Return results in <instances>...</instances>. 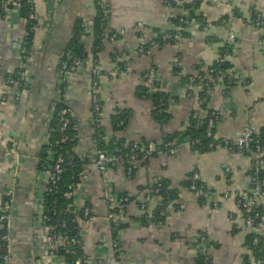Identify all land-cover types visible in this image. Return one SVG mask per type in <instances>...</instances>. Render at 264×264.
Masks as SVG:
<instances>
[{
	"label": "crops",
	"instance_id": "crops-1",
	"mask_svg": "<svg viewBox=\"0 0 264 264\" xmlns=\"http://www.w3.org/2000/svg\"><path fill=\"white\" fill-rule=\"evenodd\" d=\"M100 1L108 32L118 36L114 40L110 34L105 36L103 46L95 50L94 0H34L36 25L24 64L20 50L25 22L17 14L0 16V203L11 190L12 264L63 262L61 257L49 258L48 243L35 240L33 230L47 185L39 166L53 117L50 104L55 98L56 69L80 16L89 29L88 37L82 38L87 43H83L86 60L67 81V105L78 128L76 156L83 169L77 198L79 204L89 202L93 213L90 223H80L86 257L92 264H198L200 256L207 264H246V236L253 231L264 237V191L257 201L263 221L252 229L244 227L236 199L253 189L257 162L264 154L233 153L220 146L198 153L180 136L192 121L212 113L216 114V140L236 138L247 125L256 130L264 127V0H202L197 12L207 22L205 31L198 21L188 20L184 7L193 0ZM256 15L261 18L258 26ZM177 20L185 22V38L174 43ZM230 34L235 45L229 46L227 73L234 83H220L200 103L203 89L188 88V80L206 78L208 69L224 55ZM22 67L26 87L19 92L7 88L5 75ZM150 68L155 71L153 90L144 83ZM94 70L99 72L97 77ZM94 94L101 104L105 151L114 154L120 143L137 144L140 150L152 147L149 157L130 161V175L121 161L103 174L94 165L99 145L92 113ZM120 116L123 124L114 129L112 120ZM176 135L178 143L172 151L161 149L165 140ZM194 173L208 191L203 203L186 188ZM155 179L166 180L178 193L161 223L149 217L157 198L149 202L148 213L140 210ZM120 196L130 201L120 219L124 226L116 234L118 255L111 248L114 236L105 216Z\"/></svg>",
	"mask_w": 264,
	"mask_h": 264
},
{
	"label": "built area",
	"instance_id": "built-area-1",
	"mask_svg": "<svg viewBox=\"0 0 264 264\" xmlns=\"http://www.w3.org/2000/svg\"><path fill=\"white\" fill-rule=\"evenodd\" d=\"M99 6H102V2L99 0L97 3ZM24 6L27 7L26 19L21 17V8ZM10 14H17L19 18H21L24 22L27 21L30 25L34 21H36L35 16V7L34 0H0V16L2 18H7ZM102 17L107 18L106 11L102 12ZM79 21V29L82 33V38L85 39L89 35L88 27L86 24V20L83 16L78 17ZM261 22V18L259 15H256L254 18V24L258 26ZM185 22L180 20L178 25H175V33L173 36V42L178 43L184 39L183 36V27L182 24ZM202 26L204 31L207 30L208 25L205 20L202 21ZM35 25H32V29L34 31ZM118 33H111L110 40H114L117 38ZM81 38V39H82ZM226 44L228 46L235 45V37L230 34L226 39ZM142 50V49H141ZM64 57V58H63ZM26 56L20 51V60L22 64L27 61ZM60 58L63 60L58 63L56 69V87H55V98L50 104L51 112H54L55 108H57L58 104H61L60 109L58 110L59 124H60V140L52 141L50 138L49 131L46 134L44 147L45 154L42 158L39 166V171L45 175L47 180V185L45 188V192L42 196L41 202V213L37 218L34 224V234L33 238L35 240H44L48 243L47 246V254L49 258H60L56 257L54 252L58 249H63L66 252H69V249H74L75 246L82 245V232L80 228L81 222L90 223L93 218L92 208L89 202L82 200L81 204H79L80 200L77 198L78 188L81 183L82 173L77 174L76 183L67 186V192L63 194L65 198H71L72 202L67 206L66 212H70L74 214L76 220L78 222V233L75 236L68 235V231L61 232L58 230L60 227L64 226V223L58 221V219L53 220V217H64L63 211H58L56 208L57 200L54 199L51 201L50 209H45L43 205V201L49 200V197L52 195H58L61 187V179L62 175L65 171V165H72L74 160L77 159L76 156V147L79 142L78 137V128L74 122L70 121L71 111L67 105V81L68 79L75 74L83 65L86 60L85 56L75 57L73 56L71 49L66 53L62 52ZM223 62V57L217 58L215 64L219 66ZM94 76H98V70H94ZM216 68L208 69L207 76L205 79L203 78H189L187 87L191 88L193 85L199 86L203 89V95L200 99V103L206 102L210 93L218 86L220 83L225 80L227 84L232 83L233 78L231 73H226L223 75L215 74ZM16 75L17 78H14L13 75ZM214 76V79L211 77ZM144 83L147 88L150 90L154 89L155 86V71L153 68H150L146 74L144 75ZM4 84L7 88H15L17 92L26 87V77L24 68H20L15 72L5 75ZM97 86V81H94V87ZM92 113L94 115V127L95 133L98 138V147L95 152L94 165L99 173L103 174L106 170L115 162L118 161V158L114 154H109L104 149V144L102 143V127H101V104L98 100L97 95L92 96ZM216 121V114L212 113L210 118L207 120L205 127V137L209 139V143L207 145L208 149H214V147H223L229 152L233 153H245V154H264V132L262 133V138L258 137V130H256L253 126L247 125L244 127L243 131L236 138H225L221 140H216L214 138V123ZM71 123V124H70ZM73 124V125H72ZM72 125L73 130L76 131L75 135L66 136L65 133L67 129ZM217 144L215 145V142ZM69 142L72 144L75 142V145H71L69 148H64L62 146V142ZM188 148L193 149L197 144H199L198 139H193L186 141ZM119 147L121 144L118 145ZM166 147L173 148L174 142L166 144ZM11 149L14 150L15 146L11 145ZM139 148L134 144L130 148V154H135V152ZM205 147H200L199 150H204ZM142 152V157L146 158L149 156L153 150L151 146H148L145 149L139 150ZM172 151V149L170 150ZM259 170H257L254 180L255 185L254 188L248 194H242L236 199V207L243 218L244 227L247 229H252L253 225L257 221H263L262 214L257 209V201L260 198L262 192L264 191V178L261 177V170L264 169V159H260L257 162ZM261 168V169H260ZM128 175L131 174V168H127ZM158 179H155L154 182H157ZM197 181H199L197 174H192L191 183L189 186V190L192 193L195 199H200L202 196L206 198L208 193L207 189H202L197 187ZM160 185H158L159 187ZM106 193H109V189L107 186L105 187ZM158 189L155 191L157 192ZM153 196L150 193L146 194L144 199L140 203V210L143 213H148L149 211V202L152 200ZM128 203V198L126 196L118 197L114 207L112 210L106 214V219L110 222L112 232H119L120 219L125 214V205ZM212 205L214 207L217 206L216 202H213ZM14 207V199L11 190H7L5 195L2 198L0 203V263L1 264H12V255H11V236H10V218L11 213ZM162 215V213H160ZM73 215V216H74ZM151 219L154 218V212L152 211L149 216ZM75 222V219H72ZM258 238H253L251 242L252 247H256L258 245ZM111 248L118 255L120 254L119 243L116 238L113 239L111 243ZM74 252V251H70ZM86 259V260H85ZM83 257V260L78 259L75 264H92L91 260ZM248 261L250 264H264V253L261 256L255 257L253 254L249 253ZM64 264V262H62ZM98 264H102V262H98ZM202 264H207V259L204 258Z\"/></svg>",
	"mask_w": 264,
	"mask_h": 264
},
{
	"label": "trees",
	"instance_id": "trees-1",
	"mask_svg": "<svg viewBox=\"0 0 264 264\" xmlns=\"http://www.w3.org/2000/svg\"><path fill=\"white\" fill-rule=\"evenodd\" d=\"M98 1L99 0H94V3H93L94 9H95V15H94V17L92 19V23H91V25H92L91 27L93 30V34H91L92 35V45H93V47H95V50H96V48H101V46H103V43L101 42L102 39H104L105 36L108 37L110 34V31L108 32V30H107V22H108L107 18L103 19V17H102V12L105 11V9H104V7L99 6L97 4ZM201 2H202V0H193V2L191 4L186 5L184 7V8H187V10H188L189 22L191 20H194L195 22L198 21L199 24L203 25L202 21L204 18L202 17L201 14H199L197 12ZM27 7L28 6H24L21 8V17L23 19H26ZM178 23H179V21L177 20L175 25H178ZM32 25H36V21H34L32 23ZM32 25H30L27 21H25V28H24L25 32H24L22 47H21L20 51H22V53L26 57H28L30 55V50H31V46H32L31 42L33 40V35H34ZM182 27H185V24H182ZM88 31H89V29H88ZM82 33L83 32H81V30L79 29V21L76 20L75 25H74V27L71 31V34L68 38V42L64 48V51H63L64 53H66L68 50L71 49L73 56H75V57L85 56L84 44H87V43H84L82 41V39H81ZM183 36H185L184 33H183ZM224 50H225L224 55L221 56V57H223V62L219 66L214 64L211 67V68H216L215 74L223 75V74H226L229 69H231V64H230L229 59L232 55V51H231L230 47L227 45H226V48ZM63 58H60L59 62H60V60L62 61ZM13 77L17 78L15 74L13 75ZM211 78L214 79V76H212ZM223 83L225 85H228L225 82V80H223ZM233 83H234V81H232V83H230L229 85H232ZM142 91L144 92V94L149 96L147 94L146 90H142ZM154 97L157 98V94H154ZM60 107H61V104H58L57 108H55L54 112H52L53 117H52V121L50 122L49 128H48L50 138L52 139L53 142L60 140V137H61V133L59 130V128H60L59 117L57 114ZM160 108H161V106H160ZM209 118L207 116L204 119H199V120L195 119L194 121H192V124L190 125V128L188 129V131H186V133L184 135L180 136V138L185 139L186 141L198 139L199 144H197L192 149L193 151H196L198 153H205V152L212 150V149L207 148V145L209 143V139H207L205 137V132H204L207 120ZM70 121L74 122V120L72 119V114L70 115ZM122 121H123V118L120 116L118 119L112 120L111 125L113 126L114 129H116L117 127H118L117 129H119L120 123L123 124ZM74 124H75V122H74ZM72 125L67 129V131L65 133L66 136H72V135L76 134V131L73 130ZM214 130H215V123H214ZM263 132H264V127L260 128L258 130L257 135L259 138H262L261 135ZM178 137H179V135H176V136H173V137L165 140L161 146V149L167 150V151H170L171 149L173 150V148L178 143V140H177ZM212 141L215 142V145L217 144V141L213 140V138H212ZM171 142H174V147L173 148L166 147V144L171 143ZM73 144L75 145V142L72 144H69V142H66V141L62 142V146L64 148H69ZM120 144H121V146L120 147L118 146V149L114 153V155L118 158V161H121L123 163L125 170H127V168H129V167L131 168V174H132L133 168H132V166H130V161L134 157H142V152L139 151L140 146L135 144L139 149L135 152V154H130V148L134 144H127V145H124L123 143H120ZM203 146L205 147V149L199 150V148L203 147ZM44 149H45V147H44ZM153 153L154 152H152L150 155H152ZM149 156H147V157H149ZM261 158L264 159V156ZM64 169H65V171L62 175L61 187H60L59 194L58 195H52L51 197H49L48 201L44 200L43 205L45 206V209H50L51 201L56 199L57 200V205H56L57 210L63 211V213H64V217H59V218H57L56 216L53 217V220L58 219V221L64 223V226L60 227L58 230H60L61 232L68 231V235L75 236V235H77L78 229H79L78 222H77L74 214H71L70 212L65 211L67 209V206L72 202V200H71V198H65L63 196V194L68 191L67 190L68 185L76 183V179H77L76 176H77V174L82 173L83 169H82V165L79 162L78 158L74 160L72 165H65ZM260 172H262L261 177L264 178V169L261 170ZM191 176H192V174L190 175V179H188L187 184H186V188L189 192H190L189 186L191 183ZM158 185H160V186L158 187ZM197 187L205 190L204 186L201 184L200 181H197ZM157 189H158V191L155 192ZM149 193H150V195L157 198V200H158L155 208L153 209L154 218H152V220H154V222H160L161 223V221L164 218L166 208L168 207L169 204H171L174 200L177 199L178 193L176 190L171 189L168 186V183L166 182V180H164V179H158L157 182H154L152 187H151V191ZM205 200H206V198L204 196H202L200 199H198V201H200L202 203L205 202ZM129 201L130 200L128 198V203H129ZM257 209L261 213L260 208L257 207ZM160 213H162V215ZM72 219H75V222H73ZM260 223H261V221L255 222L253 227L260 224ZM123 226H124L123 224H120L118 229L119 230L122 229ZM117 233L118 232H113L114 238H116ZM253 238H258L259 242H258V245L256 247L251 246V242H252ZM246 244L248 246L249 253L253 254V256L258 257L264 253V237L263 236H260L253 231L249 232V234L246 236ZM70 251H74V252L72 253ZM249 253L246 254V256H245V263L246 264H250V262L248 261ZM54 254L56 257H61L64 264H75V262L78 259L83 260V257H84V259L86 257V255L83 252L82 245L75 246L74 249H71V250L69 249V252H66L63 249H58L57 251L54 252ZM203 259H204V256L198 257L197 258L198 264H202ZM81 264H83V263H81Z\"/></svg>",
	"mask_w": 264,
	"mask_h": 264
},
{
	"label": "water",
	"instance_id": "water-1",
	"mask_svg": "<svg viewBox=\"0 0 264 264\" xmlns=\"http://www.w3.org/2000/svg\"><path fill=\"white\" fill-rule=\"evenodd\" d=\"M252 188H254V186H252Z\"/></svg>",
	"mask_w": 264,
	"mask_h": 264
}]
</instances>
